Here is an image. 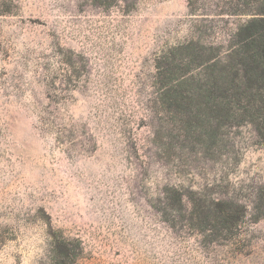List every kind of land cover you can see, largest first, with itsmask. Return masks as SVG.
Wrapping results in <instances>:
<instances>
[{"label":"rangeland","instance_id":"374dc122","mask_svg":"<svg viewBox=\"0 0 264 264\" xmlns=\"http://www.w3.org/2000/svg\"><path fill=\"white\" fill-rule=\"evenodd\" d=\"M254 18L264 0H0V264H264Z\"/></svg>","mask_w":264,"mask_h":264},{"label":"trees","instance_id":"16d2710c","mask_svg":"<svg viewBox=\"0 0 264 264\" xmlns=\"http://www.w3.org/2000/svg\"><path fill=\"white\" fill-rule=\"evenodd\" d=\"M243 29L249 32L245 42L246 56L243 62V95L248 97L247 106L253 107L259 103L258 111L262 112L263 119L258 124L257 131L264 145V20L254 18ZM252 90H256L257 93L252 94ZM213 206V211H210L215 214V225L226 231L237 229L245 217L241 209H235L231 205L217 202L213 203ZM257 211L252 222L264 218V209L258 207Z\"/></svg>","mask_w":264,"mask_h":264}]
</instances>
